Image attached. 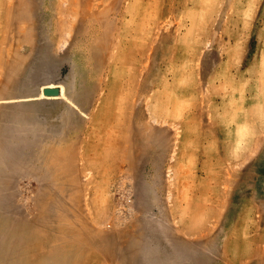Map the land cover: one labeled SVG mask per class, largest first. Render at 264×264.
Here are the masks:
<instances>
[{"label":"rangeland","instance_id":"374dc122","mask_svg":"<svg viewBox=\"0 0 264 264\" xmlns=\"http://www.w3.org/2000/svg\"><path fill=\"white\" fill-rule=\"evenodd\" d=\"M0 264H264V0H0Z\"/></svg>","mask_w":264,"mask_h":264},{"label":"water","instance_id":"95a60500","mask_svg":"<svg viewBox=\"0 0 264 264\" xmlns=\"http://www.w3.org/2000/svg\"><path fill=\"white\" fill-rule=\"evenodd\" d=\"M44 93L47 95H57L58 89L57 88L46 89V90H44Z\"/></svg>","mask_w":264,"mask_h":264},{"label":"bare ground","instance_id":"6f19581e","mask_svg":"<svg viewBox=\"0 0 264 264\" xmlns=\"http://www.w3.org/2000/svg\"><path fill=\"white\" fill-rule=\"evenodd\" d=\"M44 88H45L44 90H46V89H50V88H56V86H54L52 84H48V85H45Z\"/></svg>","mask_w":264,"mask_h":264}]
</instances>
